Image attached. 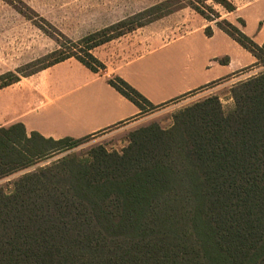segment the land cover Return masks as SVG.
Returning <instances> with one entry per match:
<instances>
[{"label":"trees","instance_id":"1","mask_svg":"<svg viewBox=\"0 0 264 264\" xmlns=\"http://www.w3.org/2000/svg\"><path fill=\"white\" fill-rule=\"evenodd\" d=\"M210 2L237 9L232 0H164L87 36L94 42L86 58L65 52L41 69L75 57L102 70L93 47L187 6L261 61L264 44L243 31L245 20L221 18ZM12 75H0V88L20 80ZM109 83L142 113L160 106L118 75ZM232 94L229 112L210 96L181 109L170 129L136 130L121 153L53 162L23 174L11 192L0 188V264H264V73ZM35 136L88 139L0 126V176L30 165L38 154L22 150L20 139Z\"/></svg>","mask_w":264,"mask_h":264},{"label":"crops","instance_id":"2","mask_svg":"<svg viewBox=\"0 0 264 264\" xmlns=\"http://www.w3.org/2000/svg\"><path fill=\"white\" fill-rule=\"evenodd\" d=\"M232 1L237 9L226 13L242 17L243 31L264 44V0ZM162 23L152 22L119 37L121 50L100 55L106 66L102 70L95 72L70 57L0 88V126L22 123L28 134L38 132L54 140L95 137L132 123L142 114L109 83L112 76L124 78L159 106L258 61L202 15L178 27L166 25V20ZM207 26L213 29L211 36L205 33Z\"/></svg>","mask_w":264,"mask_h":264},{"label":"rangeland","instance_id":"3","mask_svg":"<svg viewBox=\"0 0 264 264\" xmlns=\"http://www.w3.org/2000/svg\"><path fill=\"white\" fill-rule=\"evenodd\" d=\"M162 1L164 0H0V75L12 73L10 79L22 78L47 66L65 52L77 53L86 58L84 50L94 42L86 40L87 36ZM235 1L243 3L247 0ZM212 5L220 11L221 18H227L240 26L237 14L229 15L220 5ZM196 16L200 15L187 6L152 22H161L162 25V20H166V25L178 27L193 21ZM142 27L124 35L138 32ZM118 38L108 41L111 43L106 42L93 47L90 52L98 59L100 55L104 56L108 52L114 55L113 52L117 49L121 50ZM107 43L111 45H106ZM263 53L264 50L260 55ZM262 73L264 58L258 60L255 65L219 79L188 96L143 112L132 123L113 128L79 143H55L43 141L36 136L31 142H26L20 137L19 147L26 151L32 148L38 155L27 158L31 161L28 167L0 176V188L5 192H11L15 181L23 174L39 170L53 162L64 159L91 161L102 149L121 153L130 145L132 134L136 130L152 124L170 129L174 125L175 115L181 109L210 96H218L223 110L229 112L234 108L232 88L239 82ZM15 133L19 135L20 132L17 130Z\"/></svg>","mask_w":264,"mask_h":264}]
</instances>
